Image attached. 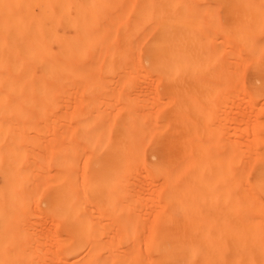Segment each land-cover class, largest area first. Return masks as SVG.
Listing matches in <instances>:
<instances>
[{
    "label": "bare ground",
    "instance_id": "bare-ground-1",
    "mask_svg": "<svg viewBox=\"0 0 264 264\" xmlns=\"http://www.w3.org/2000/svg\"><path fill=\"white\" fill-rule=\"evenodd\" d=\"M114 4L110 66L0 68V264H264V0Z\"/></svg>",
    "mask_w": 264,
    "mask_h": 264
},
{
    "label": "rangeland",
    "instance_id": "rangeland-1",
    "mask_svg": "<svg viewBox=\"0 0 264 264\" xmlns=\"http://www.w3.org/2000/svg\"><path fill=\"white\" fill-rule=\"evenodd\" d=\"M114 10V0H0V68L53 63L94 71L110 66Z\"/></svg>",
    "mask_w": 264,
    "mask_h": 264
}]
</instances>
